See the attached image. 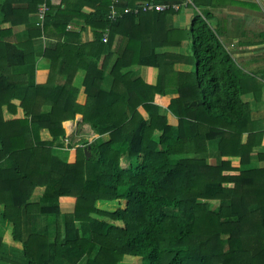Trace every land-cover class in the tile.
Instances as JSON below:
<instances>
[{
  "label": "trees",
  "instance_id": "16d2710c",
  "mask_svg": "<svg viewBox=\"0 0 264 264\" xmlns=\"http://www.w3.org/2000/svg\"><path fill=\"white\" fill-rule=\"evenodd\" d=\"M137 1L120 0L118 8ZM43 2V22H30ZM111 3L91 0L93 10L84 13L82 3L69 10L31 0L9 14L12 1L0 3V264L8 241L20 243L21 264H57L58 257L118 264L126 255L140 258L134 264H264V152L253 151L264 144V131L241 99L258 94L262 83L227 53L208 11L195 12L185 33L170 26L179 9L140 10L112 21ZM75 20L89 26L91 41L60 40L80 36L67 31ZM7 21L26 24L24 41L1 28ZM117 35L126 40L120 52L113 48ZM53 36L40 50L42 39ZM183 41L190 55L157 51ZM39 52L49 63L44 83L36 82ZM176 63L195 69L182 72ZM143 66L157 69L155 83L136 73ZM78 70L85 72L84 105L73 85ZM77 114L100 138L90 142L93 150L62 156L63 122ZM211 143L217 163L208 160ZM38 188L40 199L31 202ZM121 201L114 211L97 206ZM64 202L73 209L61 217Z\"/></svg>",
  "mask_w": 264,
  "mask_h": 264
},
{
  "label": "crops",
  "instance_id": "0c3cea01",
  "mask_svg": "<svg viewBox=\"0 0 264 264\" xmlns=\"http://www.w3.org/2000/svg\"><path fill=\"white\" fill-rule=\"evenodd\" d=\"M11 7L6 6L8 10V14L10 10L17 11V13L26 10L27 7L30 6L31 0H11ZM156 2L155 0H138L139 2ZM199 6H197L193 0H181V4H179V12L172 18L173 28H187L188 24L191 23V19L193 17L194 11L198 14H201L202 11L209 12V20L208 22L211 26H218L222 32L223 36L221 37V41L223 42L224 48L227 53L231 56L234 62L243 70L244 72L253 75L256 77L261 83V89L258 94L254 95L252 93H247L241 96V99L248 103L251 108L250 117L251 120L256 123V127L260 130L264 131V0H197ZM4 2V0H0V3ZM91 0H53L54 5L61 4L60 8H66L69 10L76 9L82 3L81 11L84 13H88L93 10V5L90 4ZM159 3V1L157 2ZM11 17L18 19L11 12ZM36 14L31 15L30 22L33 23V20H36ZM75 19V18H74ZM23 21V20H20ZM32 25V24H31ZM34 25V24H33ZM68 26H70L68 28ZM81 20H75L74 22H70L67 25V31H76L80 32V36L75 37H65L60 38L61 41L67 40L68 43H78L80 42H88L92 40V32L89 26H84ZM1 28L3 29H11L13 34V41L20 42L26 39V24L20 23H12L11 21L3 22L1 24ZM103 33V37H104ZM42 39V38H41ZM43 42L50 40H57V36H53L52 38L44 37ZM126 40L122 38L120 35H117L114 38L113 48L117 51H121L125 45ZM158 52H175L181 53L182 56L190 55L189 50V42L183 41L180 47H170V46H162L157 48ZM104 57V54H102ZM101 57V58H102ZM37 63H36V82L44 83L49 74V63L42 57L41 52L37 54ZM116 59V55L113 57L112 61L109 64L108 71L112 66L114 60ZM102 61V59H101ZM176 70H180L182 72H189L193 70V65L185 64V63H176L174 65ZM136 73L143 79L144 82H149L150 84L155 83L157 78V69L156 68H148L147 66H143L140 68H136ZM108 76V75H107ZM85 77V72L83 70H78L74 79L73 85L79 89L76 102L79 105H84L87 99V95L84 91L83 80ZM109 78L106 77L105 82L108 81ZM57 83L64 82L62 77H56L55 80ZM107 84L104 85V88H107ZM175 95H169L167 98ZM72 125H71V123ZM70 124V125H69ZM82 124H85L82 121V115L77 114L75 118L72 120H66L63 122V126H65V130L67 138L73 135L72 138H76L73 142V146L70 148L71 151H74L77 148V133L78 127ZM84 127H89L87 131V138L89 142L97 140L100 138V135L95 133L93 129H91L90 125H84ZM43 138H48V134L44 132L42 134ZM105 140L109 139L108 135L105 134L101 136ZM77 142V144H76ZM64 144V138H63ZM71 144V143H67ZM255 152H264V144L254 148ZM208 160L211 163H217L218 154H217V146L215 143H211L209 145L208 152ZM256 166H262L261 163H255ZM41 192L43 189H40ZM40 194H34L31 197V202H37L40 199ZM116 203V202H114ZM98 204L110 205L112 203H103L98 202ZM118 204V203H117ZM73 203L64 202L60 203L61 207V217L64 213L71 212L73 209ZM33 222L35 224L34 230H41L40 225V215L36 214L33 216ZM1 225V224H0ZM2 228V226H0ZM62 234H63V223H62ZM6 240V239H5ZM8 245L3 246V261L1 264H21L25 263L22 257V253L19 250L20 243L9 242ZM129 256V255H126ZM138 263L140 258H134ZM134 260V261H135ZM85 257H83L77 264H84ZM120 263V262H119ZM118 263V264H119ZM131 263V264H134ZM57 264H69L66 259H62L61 257L57 258Z\"/></svg>",
  "mask_w": 264,
  "mask_h": 264
},
{
  "label": "rangeland",
  "instance_id": "374dc122",
  "mask_svg": "<svg viewBox=\"0 0 264 264\" xmlns=\"http://www.w3.org/2000/svg\"><path fill=\"white\" fill-rule=\"evenodd\" d=\"M193 11L192 12H194L195 13V11H194V9L193 8H191ZM194 15V14H193ZM171 25H172V23H171ZM190 25H191V23L190 24H188V26H187V28H185V30H184V32L185 33H187V31H188V29H189V27H190ZM39 46H40V50H41V46H44V42H43V40H42V42H41V45L39 44ZM181 54V53H180ZM195 69V65H193V70ZM73 120V119H72ZM71 123V122H70ZM71 125H72V123H71ZM84 125H88V123H85V124H82L80 127H78V133H77V138H78V140H77V142H78V144H77V142H76V146H77V148H84L85 146H87L88 147V151H90V150H93L92 149V147H89L90 145H94L93 143H90L89 142V139L87 138V131L89 130V127H84ZM64 127V131H65V134H64V144H63V147H62V149H61V147H60V149H61V151H59L60 152V154L62 155V156H66V155H68L67 154V152L69 153V151L71 152V150H70V148L73 146L72 144H73V142H74V140L76 139V138H72V140L70 141L69 140V138H71L73 135H71V137L69 136L68 138H67V136H66V130H65V126H63ZM92 129V128H91ZM71 133V132H70ZM70 133H67L68 135L70 134ZM66 143H71V144H66ZM76 150V149H75ZM74 150V151H75ZM71 152V153H73L74 155H75V153L76 152ZM71 153L69 154V155H71ZM90 153V152H89ZM91 157V156H90ZM120 163H121V166L123 167V168H126L127 166H128V162H127V160H126V158L125 157H123V158H121V160H120ZM35 193L36 194H40L41 193V190L38 188V189H36L35 190ZM34 193V194H35ZM216 205H217V203L214 201V202H211L210 203V206L212 207V208H215L216 207ZM98 206V208H100V209H102V210H106V211H114V210H116L118 207H123L124 206V201H121V204H117V203H112V204H110V205H103V204H98L97 205ZM0 226H2V225H0ZM134 258H137V257H134V256H125L123 259H122V261L119 263V264H122V262L125 260V259H128V260H131V262H129V263H127V264H131V263H134V262H136V260L134 259ZM135 260V261H134Z\"/></svg>",
  "mask_w": 264,
  "mask_h": 264
},
{
  "label": "built area",
  "instance_id": "2783aa9c",
  "mask_svg": "<svg viewBox=\"0 0 264 264\" xmlns=\"http://www.w3.org/2000/svg\"><path fill=\"white\" fill-rule=\"evenodd\" d=\"M120 3V0H112V3L109 7V18L113 21L116 20L117 18L121 17L123 14H127L130 12L137 13L140 10L142 11H149V10H155V11H166L169 9H174L175 11L179 9V4H167V3H157V2H149V1H144V2H139L136 3L135 7H123L122 9L118 8V5ZM47 11V5L46 2L41 3L38 6V12H37V19L40 21V23L43 22L45 18V13ZM70 26H68L69 28ZM104 37H103V42H106L107 40V33L108 30L104 32ZM67 144V143H66Z\"/></svg>",
  "mask_w": 264,
  "mask_h": 264
},
{
  "label": "water",
  "instance_id": "95a60500",
  "mask_svg": "<svg viewBox=\"0 0 264 264\" xmlns=\"http://www.w3.org/2000/svg\"><path fill=\"white\" fill-rule=\"evenodd\" d=\"M87 155H89V153L86 151Z\"/></svg>",
  "mask_w": 264,
  "mask_h": 264
}]
</instances>
